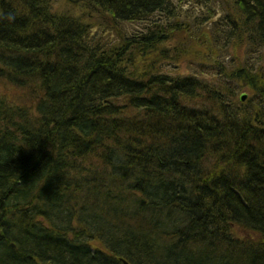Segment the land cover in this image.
I'll return each instance as SVG.
<instances>
[{"label":"trees","instance_id":"1","mask_svg":"<svg viewBox=\"0 0 264 264\" xmlns=\"http://www.w3.org/2000/svg\"><path fill=\"white\" fill-rule=\"evenodd\" d=\"M76 4L0 0V264H264V0ZM186 4L220 55L175 72Z\"/></svg>","mask_w":264,"mask_h":264},{"label":"rangeland","instance_id":"2","mask_svg":"<svg viewBox=\"0 0 264 264\" xmlns=\"http://www.w3.org/2000/svg\"><path fill=\"white\" fill-rule=\"evenodd\" d=\"M79 0H75L74 2H70L68 0H52L54 9H57L58 12H66V13H82L80 12L79 6H77L76 3H78ZM218 4V5H217ZM213 4V6L216 8L219 6V3ZM183 6V5H182ZM183 8V14L181 15L182 22H184V32H176V30H172L171 32V39L169 41H166L163 43L164 46L168 49V56L165 57L164 61H162V64L164 65L163 67H166L167 69L175 72H188L191 71V68L194 67L195 62L201 61V58L204 57L205 54H207L206 59L213 57L214 58L220 55V48L216 46H213V49L207 48L209 43H206V41L202 42L201 39L203 36H197L193 35L192 33L194 31L198 32L199 30L198 26H194L192 21L185 15L188 14L187 11L191 14L192 20H197L199 21L200 18H197L200 16H204L202 14H205V10H201L199 6L197 5H191V4H186V6ZM83 9V8H81ZM84 12V11H83ZM202 12V13H201ZM72 13V14H73ZM199 14V15H198ZM216 16L213 17L215 19ZM86 20L92 21L91 26L93 27V31L96 30L97 27L103 28V25L101 23L104 22L105 18H102L100 16H95L92 14L91 17H85ZM212 19V20H213ZM178 20H176L177 22ZM179 22V21H178ZM211 19L208 22H205L204 25H202L204 30L207 32L211 29ZM118 27L122 28L120 31V34H122V31L124 34L130 33L133 27H136V24L132 23H118L116 24ZM106 27V26H105ZM98 29V28H97ZM187 29H193V31H187ZM99 31V29H98ZM112 35L113 40L115 39L116 35L114 32L108 31L106 36ZM204 38V37H203ZM192 41H191V40ZM214 52V53H213ZM246 48L244 45L235 42L233 46L230 48L228 51V54L226 53V59L227 62H230L231 57H240L242 60L243 58L246 57ZM261 53L257 52L255 53V59H256V70L258 74V78L262 75L263 73V80H264V58H262V62H260V57ZM222 60V58H221ZM194 62V63H193ZM161 64V65H162ZM235 65V64H234ZM261 66L262 70L259 69ZM262 72V73H261ZM247 88V87H246ZM245 87L240 91L239 96L241 92H244L246 94V98L250 95V91L248 88L246 89ZM4 90V88H2Z\"/></svg>","mask_w":264,"mask_h":264},{"label":"water","instance_id":"3","mask_svg":"<svg viewBox=\"0 0 264 264\" xmlns=\"http://www.w3.org/2000/svg\"><path fill=\"white\" fill-rule=\"evenodd\" d=\"M245 97H246V94L244 93V92H241V94H240V96H239V100L240 101H243L244 99H245ZM121 261H122V263L123 264H130V263H128L126 260H124V259H121Z\"/></svg>","mask_w":264,"mask_h":264}]
</instances>
